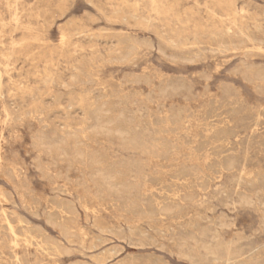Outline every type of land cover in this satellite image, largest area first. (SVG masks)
Segmentation results:
<instances>
[{
  "label": "rangeland",
  "instance_id": "rangeland-1",
  "mask_svg": "<svg viewBox=\"0 0 264 264\" xmlns=\"http://www.w3.org/2000/svg\"><path fill=\"white\" fill-rule=\"evenodd\" d=\"M0 14V264H264V0Z\"/></svg>",
  "mask_w": 264,
  "mask_h": 264
},
{
  "label": "bare ground",
  "instance_id": "bare-ground-1",
  "mask_svg": "<svg viewBox=\"0 0 264 264\" xmlns=\"http://www.w3.org/2000/svg\"><path fill=\"white\" fill-rule=\"evenodd\" d=\"M109 1V0H108ZM154 2V1H153ZM217 3V2H216ZM12 4V3H11ZM198 4V3H197ZM219 4V3H218ZM154 5V4H153ZM155 6V5H154ZM190 7V6H189ZM12 8V7H11ZM31 9V8H30ZM99 9H100V7H99ZM115 10V9H114ZM123 10V9H122ZM163 10V9H162ZM6 11H8V10H6ZM210 11V10H209ZM212 11V10H211ZM9 12V11H8ZM22 12V11H21ZM153 12V11H152ZM234 12V11H233ZM226 13V12H225ZM212 14V13H211ZM1 15V14H0ZM112 15V14H111ZM214 16V15H213ZM212 16V17H213ZM225 18V17H224ZM234 19V18H233ZM169 20V19H168ZM5 21V20H4ZM8 21V20H7ZM235 21V20H234ZM17 22V21H16ZM22 25V24H21ZM27 25V24H26ZM235 26V25H234ZM14 27V26H13ZM78 27V26H77ZM226 27V26H225ZM74 29V28H73ZM217 29V28H216ZM215 29V30H216ZM219 29H220V27H219ZM224 29V28H223ZM240 29V28H239ZM28 30V29H27ZM12 31V30H11ZM76 31V30H75ZM74 31V32H75ZM103 31V30H102ZM218 31V30H217ZM216 31V32H217ZM221 31V30H220ZM245 31V30H244ZM67 31H65V33H66ZM97 32V31H96ZM95 32V33H96ZM219 32V31H218ZM226 32H228V31H226ZM242 32V31H241ZM240 32V33H241ZM82 33V32H81ZM248 33V32H247ZM69 34V33H68ZM67 34V35H68ZM79 34V33H78ZM93 34V33H92ZM220 34V33H219ZM234 34V33H233ZM241 34H243V33H241ZM66 35V38L67 37H69V36H67ZM70 35V34H69ZM245 35V34H244ZM249 35V34H248ZM63 36V35H62ZM84 36V35H83ZM194 36V35H193ZM215 36V35H214ZM220 36V35H219ZM75 37V36H74ZM216 37V36H215ZM214 37V38H215ZM237 37V36H236ZM222 38V37H221ZM220 38V39H221ZM235 38V37H234ZM251 38V37H250ZM65 39V38H64ZM76 39V38H75ZM215 39H217V38H215ZM238 39V38H237ZM14 40V39H13ZM21 40V39H20ZM63 40V39H62ZM250 40V39H249ZM262 40V39H261ZM64 41V40H63ZM68 41V40H67ZM66 41V42H67ZM220 41V40H219ZM111 42V41H110ZM217 42V41H216ZM251 42V41H250ZM256 42V41H255ZM230 43V42H229ZM237 43V42H236ZM239 43V42H238ZM245 43V42H244ZM117 44V43H116ZM216 44V43H215ZM231 44H233V43H231ZM66 45H67V43H66ZM73 45H75V44H73ZM171 45V44H170ZM229 45V44H228ZM87 46V45H86ZM223 46H224V44H223ZM232 46V45H231ZM239 46V45H238ZM51 47V46H50ZM62 47V46H61ZM216 47V46H215ZM221 47V46H220ZM229 47V46H228ZM233 47V46H232ZM243 47V46H242ZM244 47H246V46H244ZM260 47V46H259ZM68 48V47H67ZM75 48H77V47H75ZM223 48V47H222ZM221 48V49H222ZM230 48V47H229ZM235 48H238L237 47V44H236V46H235ZM92 49H94V48H92ZM91 49V50H92ZM217 49V48H216ZM243 48H241V50H242ZM67 50V49H66ZM74 50V49H73ZM225 50V49H224ZM230 50V49H229ZM238 50H239V48H238ZM18 51V50H17ZM68 51V50H67ZM237 51V50H236ZM245 51V50H244ZM24 52V51H23ZM220 52V51H219ZM18 53V52H17ZM22 53V52H21ZM33 53V52H32ZM69 53H72V54H74L72 51L71 52H69ZM245 53V52H244ZM26 54V53H25ZM24 54V55H25ZM27 55V54H26ZM242 55V54H241ZM17 56H18V54H17ZM41 56V55H40ZM84 56V55H83ZM6 57V56H5ZM51 57V56H50ZM44 58V57H43ZM46 58H48V56L47 57H45V59ZM44 59V60H45ZM51 59V58H50ZM34 60V59H33ZM35 60H37V59H35ZM40 60V59H39ZM38 60V61H39ZM43 60V59H42ZM49 60V59H48ZM54 60V59H53ZM45 62V61H44ZM252 63V62H251ZM251 63H249L250 65H251ZM37 64V63H36ZM133 64V63H132ZM3 65V64H2ZM253 65V64H252ZM81 66V65H80ZM244 67V66H243ZM249 67V66H248ZM251 67V66H250ZM254 67V66H253ZM15 68V67H14ZM245 68V67H244ZM7 69V68H6ZM29 69V68H28ZM258 69V68H257ZM257 69H255V71L257 70ZM259 69H261V68H259ZM37 70V69H36ZM49 70V69H48ZM241 70V69H240ZM44 71V70H43ZM46 71H47V69H46ZM243 71V70H242ZM246 71H249V70H246ZM251 71V70H250ZM10 72V71H9ZM37 72V71H36ZM92 72V71H91ZM241 72V71H240ZM263 72V71H262ZM46 73V72H45ZM45 73H43V74H45ZM244 73V72H243ZM250 73H255V72H250ZM28 74V73H27ZM42 74V75H43ZM49 74V73H48ZM51 74V73H50ZM49 74V75H50ZM247 74H249V73H247ZM41 75V74H40ZM46 75H47V73H46ZM242 75V74H241ZM244 75V74H243ZM255 75V74H254ZM45 76V75H44ZM94 76V75H93ZM253 76V75H252ZM256 76V75H255ZM34 77V76H33ZM37 77H39V76H37ZM243 77V76H242ZM45 78V77H44ZM250 78H253V77H251V75H250ZM11 79V78H10ZM27 79V78H26ZM260 79V78H259ZM1 80V79H0ZM43 80V79H42ZM72 80L73 81H78L79 80V77L78 76H76V75H73V77H72ZM256 80V79H255ZM252 81V80H251ZM262 81H264L263 79H262ZM261 81V82H262ZM258 83H259V81H258ZM264 83V82H263ZM1 85V84H0ZM26 85V84H25ZM264 85V84H263ZM263 85H261V86H263ZM28 86V85H27ZM30 86H33V85H31L30 84ZM26 87V86H25ZM32 88V87H31ZM30 88V89H31ZM264 88V87H263ZM27 89V88H26ZM91 91L92 90H90V89H86L85 90V93H87V94H89V93H91ZM30 92H34L33 90H31ZM31 94V93H30ZM234 104V103H233ZM261 109V108H260ZM264 109V108H263ZM237 110V109H236ZM256 110V109H255ZM262 110V109H261ZM260 111V110H259ZM262 111H264V110H262ZM259 113V112H258ZM261 113V112H260ZM263 113V112H262ZM252 116H253V114H252ZM259 117V116H258ZM238 119H239V117H238ZM261 119V118H260ZM238 121V120H237ZM264 121V120H263ZM97 127L98 128H102L105 132H112V131H115V132H118V133H123V131L121 130V129H119V128H115V127H113V126H111L110 124H109V122H107V121H104V120H101L99 117H98V119H97ZM220 129V128H219ZM214 131V130H213ZM223 131V130H222ZM85 132H88V131H85ZM228 133V132H227ZM82 134V133H81ZM85 134V133H84ZM88 134V133H87ZM228 136V135H227ZM242 137V136H241ZM250 137V136H249ZM263 137V136H262ZM72 139V138H71ZM70 139V140H71ZM36 140V139H35ZM69 140V139H68ZM73 140V139H72ZM89 141V140H88ZM80 142V141H79ZM230 142V141H229ZM250 143V142H249ZM229 144V143H228ZM247 144V143H246ZM38 146V145H37ZM75 147V146H74ZM73 147V148H74ZM91 149V148H90ZM41 151V150H40ZM64 151V150H63ZM71 151V150H70ZM58 152V151H57ZM65 154V153H64ZM49 155V154H48ZM51 155V154H50ZM51 158V157H50ZM216 158V157H215ZM73 160V159H72ZM245 161V160H244ZM60 162H62V161H60ZM103 163V162H102ZM85 165V164H84ZM242 165V164H241ZM94 166V165H93ZM92 166V167H93ZM246 166V165H245ZM85 168H87V167H85ZM222 168V167H221ZM244 169H245V167H244ZM220 170V169H219ZM240 171H241V169H239ZM15 171V170H14ZM19 172V171H18ZM14 173V172H13ZM117 173V172H116ZM243 172H241L240 174H242ZM245 173H249V172H245ZM245 175V174H244ZM16 177V176H15ZM249 177V176H248ZM85 178V177H84ZM93 181V180H92ZM89 182V181H88ZM63 188V187H62ZM104 190V189H103ZM1 192V191H0ZM1 199V198H0ZM22 199V198H21ZM59 199V198H58ZM80 201V200H79ZM232 201V200H231ZM80 203H82V202H80ZM68 204V203H67ZM86 204V203H85ZM235 204V203H234ZM72 205V204H71ZM243 205V204H242ZM249 205V204H248ZM3 208V207H2ZM59 208V207H58ZM57 208V210H59ZM73 208V207H72ZM49 211V210H48ZM61 210H59V212H60ZM4 212V211H3ZM70 213V212H69ZM5 214V213H4ZM71 214V213H70ZM73 214V213H72ZM71 214V215H72ZM61 216V215H60ZM5 217V216H4ZM62 217V216H61ZM19 218V217H18ZM7 219V218H6ZM62 219V218H61ZM18 220V219H17ZM7 221V220H6ZM9 221V220H8ZM19 221V220H18ZM22 221V220H21ZM2 223V222H1ZM10 223V222H9ZM20 223V222H19ZM23 223V222H22ZM25 224V223H24ZM10 225V224H9ZM26 225V224H25ZM72 225V224H71ZM72 230V229H71ZM25 234V233H24ZM211 235V234H210ZM211 237H212V235H211ZM28 238V237H27ZM185 238V237H184ZM24 239H26V237L24 236ZM12 240V239H11ZM215 240H216V237H215ZM215 240L213 241V242H215ZM17 242V241H16ZM182 243H183V241H182ZM226 243V242H225ZM32 244V243H31ZM183 244H185V243H183ZM9 245V244H8ZM188 245V244H187ZM195 245V244H194ZM183 247H186V245L184 246V245H182ZM192 246V245H191ZM207 246V245H206ZM229 246H230V244H229ZM16 247V246H15ZM14 247V248H15ZM211 247V246H210ZM209 246H208V248H210ZM179 248V247H178ZM213 248V247H212ZM235 248V247H234ZM193 249H195V248H193ZM215 249V248H214ZM12 250V249H11ZM205 250V249H204ZM210 250H212V249H210ZM13 251V250H12ZM198 251V250H197ZM213 251V250H212ZM194 252H196V251H194ZM226 253H225V261H226V264H227V262L229 263V261L231 260V259H233V257H231V255H232V253H233V251L229 248V247H226V251H225ZM13 253H14V251H13ZM16 254V253H15ZM195 255V254H194ZM206 255V254H205ZM211 255H212V253H211ZM242 255V254H241ZM210 256V255H209ZM15 257H17V256H15ZM211 257V256H210ZM240 257V256H239ZM201 258V257H200ZM216 258V257H215ZM218 258V257H217ZM216 258V259H217ZM18 259V258H17ZM219 260L221 259L220 257L218 258ZM223 259V258H222ZM259 259V258H258ZM209 260V259H208ZM44 261V260H43ZM217 261V260H216ZM16 262V261H15ZM22 262V261H21ZM97 262V261H96ZM101 262H102V260H101ZM218 262V261H217ZM216 262V263H217ZM13 263V262H12ZM41 263V262H40ZM39 263V264H40ZM49 263V262H48ZM204 263V262H203ZM206 263V262H205ZM215 263V262H214ZM224 263V262H223ZM17 264V263H16ZM20 264V263H19ZM193 264V263H192ZM212 264V263H211Z\"/></svg>",
  "mask_w": 264,
  "mask_h": 264
}]
</instances>
